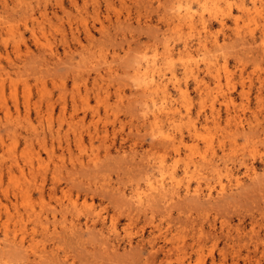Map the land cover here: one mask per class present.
Listing matches in <instances>:
<instances>
[{"label":"rangeland","instance_id":"374dc122","mask_svg":"<svg viewBox=\"0 0 264 264\" xmlns=\"http://www.w3.org/2000/svg\"><path fill=\"white\" fill-rule=\"evenodd\" d=\"M240 1L0 0V264H264V1ZM159 161L180 197L132 202Z\"/></svg>","mask_w":264,"mask_h":264},{"label":"bare ground","instance_id":"6f19581e","mask_svg":"<svg viewBox=\"0 0 264 264\" xmlns=\"http://www.w3.org/2000/svg\"><path fill=\"white\" fill-rule=\"evenodd\" d=\"M264 1V0H263ZM262 2V1H261ZM238 3V2H237ZM223 4V3H222ZM221 4V5H222ZM261 4H263L264 5V3L262 2ZM260 4V5H261ZM186 5V4H185ZM213 6L212 7H214V3L212 4ZM217 5V4H216ZM220 5V6H221ZM208 6V5H207ZM184 7H187V6H184ZM189 7V6H188ZM194 7V6H193ZM211 7V8H212ZM239 7H240V9H242V10H244L245 9V3H244V1L243 0H241L240 1V3H239ZM207 7H205L204 9H206ZM216 8V7H215ZM214 8V9H215ZM179 9V8H178ZM209 9V8H208ZM180 10V9H179ZM193 11L195 10V9H192ZM247 10V9H246ZM200 11V10H199ZM198 13V12H197ZM213 13V12H212ZM200 14V13H199ZM193 15H194V13L193 12H191V10H189V8H187L186 10H185V12L184 13H182L181 14V11H177L176 12V14H175V16H176V19H178L179 20V22L180 21H183L184 19H187L186 21H188L189 22V24H188V26H193L194 24H193V20H195V19H193ZM195 18V17H194ZM177 20V21H178ZM201 23H202V25H203V27H205L206 25H204L203 23H205V19L203 18V16L201 15L200 16V20H199ZM188 22H186V23H188ZM190 24H193V25H190ZM213 40H215L214 39V37H213ZM198 42V41H197ZM202 42V41H201ZM210 42H212V44H213V42L214 41H211V39H210ZM216 42H217V40H216ZM243 43V42H242ZM169 44V43H168ZM167 44V45H168ZM198 44V43H197ZM261 44V43H260ZM182 45H183V43H182ZM203 45H205V43L203 44ZM218 45V44H217ZM257 45V44H256ZM264 45V44H263ZM262 45V46H263ZM206 46V45H205ZM188 47H190V46H188L187 44H184V47H183V51H185V52H188L189 51V49H188ZM216 48V47H215ZM206 49H208V48H206ZM218 49V48H217ZM216 49V50H217ZM167 50V49H166ZM166 50H165V53H166ZM209 50V49H208ZM170 51V50H169ZM168 50H167V52H169ZM263 52V51H262ZM207 53V52H206ZM205 53V54H206ZM214 53H215V51H214ZM208 54V53H207ZM211 54V52H209V55ZM167 55H168V53H167ZM169 55H172V54H170V52H169ZM212 56V55H211ZM169 57V56H168ZM167 58V56L166 57H164V59H166ZM167 59H169L170 60V57L169 58H167ZM166 59V60H167ZM166 60H165V62H166ZM206 60V59H205ZM146 61V60H145ZM168 61V60H167ZM206 61H208V60H206ZM208 62H210V61H208ZM204 63V62H203ZM218 63V62H217ZM165 64V63H164ZM187 64V63H186ZM192 64V63H191ZM197 64V63H196ZM207 64V62L206 63H204V65H206ZM211 64V63H210ZM193 65V64H192ZM209 65V64H208ZM208 65H207V70L209 71V68H208ZM162 66V63H159L155 58H152V59H149V60H147V62L145 63V65H143V67L141 66V67H139V66H137L135 69H134V72H135V74H136V76L138 77V83H139V85L141 86V88H142V90H144V91H148L150 94L151 93H155V95H158L159 93H161L160 94V99H159V101L161 100V102H160V106H158V107H156L155 108V110L153 109V111L154 112H152L153 113V121H154V123H153V125H155V127L158 129L157 130V134L160 136V139H162V140H164L165 142H167V143H169V144H174V139H175V136L174 135H172L171 134V132H168V131H165V130H163L162 129V126L161 125H159L158 124V120L156 119L157 117H158V111H161L163 108H165L167 105V101H168V99H170V98H168L169 97V95H168V91L166 90V88H165V86H166V80H170L173 84H174V86L175 87H177V89H179V90H181V84H180V82H179V79H178V77L180 76H177V73L175 72V70L174 69H171L170 70V73H169V75H167L168 74V72H167V74H165V72H162L161 71V68H163V67H161ZM210 66V65H209ZM217 66V65H216ZM216 66H214V67H216ZM169 67H172V66H169ZM168 67V69H170ZM183 67H185L184 65H183ZM182 67V68H183ZM191 67V66H190ZM186 68L185 67V69H192V67L191 68ZM211 67V66H210ZM206 68V67H205ZM164 69V68H163ZM165 69H167V68H165ZM185 69H183V70H185ZM216 69V68H215ZM178 70V69H177ZM195 70H196V68H195ZM187 72V71H186ZM182 73V72H181ZM188 73V72H187ZM213 73H216L217 75H219L217 72H213ZM192 75V74H191ZM213 75V74H212ZM185 76V75H184ZM216 78V77H215ZM217 78H219V77H217ZM136 82H137V80H136ZM15 89V88H14ZM148 92H147V94H148ZM1 94V93H0ZM1 96V95H0ZM1 98V97H0ZM150 98H152V97H150ZM154 101V100H153ZM2 102V101H1ZM155 103H154V105L156 104V101H154ZM7 105V104H6ZM6 105H3V107L4 106H6ZM157 106V105H156ZM152 107V106H151ZM157 110V111H156ZM160 116V115H159ZM172 122H174V121H172ZM175 122H177V121H175ZM174 122V123H175ZM174 125H176V126H174V127H177V124H174ZM178 126H179V124H178ZM176 129V128H175ZM178 129V128H177ZM173 130H174V128H173ZM194 130H195V128H194ZM172 133H174V131L172 132ZM178 142H180V140L178 141ZM176 144V143H175ZM203 156V155H202ZM200 158H202V157H200ZM201 161H203L202 159H200ZM204 162V161H203ZM158 163V162H157ZM164 163H163V161H159V164L156 166L157 167V175H154V174H152V173H149V174H147L146 175V183H145V185H146V187H144L145 189L144 190H142V191H140V190H134V192L132 193V195L130 196V197H133L134 199H131L130 197V199H131V201L132 202H135V203H137V204H141V203H143V201H145V200H143V195H145L144 197H145V199L146 200H149V199H151L152 198V196L153 195H155V194H166L167 195V193H169L170 195L172 194L173 196L175 195V196H177V197H180V193L177 191V190H175V181H174V175H175V170L171 167V169H166V167H164ZM151 166V165H150ZM196 166V165H195ZM246 166V165H245ZM198 167V166H197ZM152 168V167H151ZM246 170L247 171H253V173H254V168H252L251 166H246ZM241 184V182H240V179H239V177H235V185H236V187L237 186H239ZM177 188V187H176ZM191 189V188H190ZM190 189L188 188V186H185V188H184V197H186L188 194H189V196H190ZM193 196H195V197H198L200 194H199V192H198V189L197 188H195V189H193V191H192V193H191ZM209 194V193H208ZM191 195V196H192ZM160 196V195H159ZM192 196V198H194ZM171 198H172V196H170ZM211 197V196H210ZM165 198V197H164ZM208 198V197H207ZM128 201H130V200H128ZM130 201V202H131ZM131 202V203H132ZM72 222V221H71ZM73 223V222H72ZM70 225H71V223H70ZM73 225H74V223H73ZM114 229H115V226H114V224H113V222H111V226L109 227V229H108V232H113L114 231ZM130 243V242H129ZM113 245V244H112ZM19 261V260H18ZM257 262H259V261H257Z\"/></svg>","mask_w":264,"mask_h":264}]
</instances>
